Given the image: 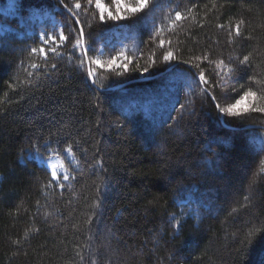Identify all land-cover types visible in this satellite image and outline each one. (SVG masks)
<instances>
[{
    "label": "trees",
    "instance_id": "1",
    "mask_svg": "<svg viewBox=\"0 0 264 264\" xmlns=\"http://www.w3.org/2000/svg\"><path fill=\"white\" fill-rule=\"evenodd\" d=\"M8 2L0 0V264H264V112L252 110L264 107V0H157L126 11L127 70L99 69L94 83L86 59L111 24L88 0H71L81 4L80 27L70 0H11L5 14ZM41 9L71 37L47 59L31 52L44 46L32 21ZM80 29L88 58L74 48ZM166 51L175 59L165 62ZM220 60L238 71L221 79ZM173 75L184 78L170 88ZM249 88V111L219 113L228 91L236 101ZM30 151L58 155L69 182L52 181Z\"/></svg>",
    "mask_w": 264,
    "mask_h": 264
},
{
    "label": "rangeland",
    "instance_id": "2",
    "mask_svg": "<svg viewBox=\"0 0 264 264\" xmlns=\"http://www.w3.org/2000/svg\"><path fill=\"white\" fill-rule=\"evenodd\" d=\"M70 2H71V0H70ZM99 2H100V4H102L104 6V13L103 14L105 16V20L103 22H105L107 24H111V25H109V28L107 30L104 29V31L97 36L96 41L98 42V44H97L96 48L91 49V50H93V56L91 59H99L100 61H102L106 64V62L108 60L112 59L113 57H117L116 63L113 65V67H119V65H125L124 63L127 60H129V58H130V57H128L129 56L128 53L134 49V47H133L134 46L133 45V36L130 32L127 31V29L125 27L122 26V21H121L122 19L113 20V19H109L108 17H109V13H111L112 16L119 15L121 17H124V15H123L124 12L129 11L128 6L135 7L137 0H111V2L109 0H99ZM76 3H72L73 6L71 9L73 12L75 11V13L78 15V12H80L81 7L79 9H76L74 7ZM93 5H94V7H91L88 4L89 9L92 10L94 8L100 14V9L96 7V0H93ZM158 6H159V3L157 2V0H149V8H156ZM164 7H166V5H164ZM6 9H7V7L3 11H5ZM11 11H12V9L9 10L7 13H9ZM169 14H170V11H168V15ZM32 21L41 27L42 31L39 34L40 37L44 33H48L49 35H55L57 37V42H59V32L62 30V24H61V20L58 17H56L52 12H50L49 10H43V9H41L40 11L36 10L35 13L33 14ZM161 24H162L161 22H155V23L153 22L152 23V25H157V27H156L157 29H161ZM75 45H74V48L77 50L78 55L82 54L83 51H88V49H90V45H84V46L79 47V48L76 47ZM49 46L55 47L56 52L60 53V48L62 47V45L57 47L56 44H50L47 47H49ZM118 54H122V55H118ZM87 60H88L87 61V64H88L87 69L88 70H90V68L95 69V73L99 69H103V70L109 69L107 67L101 68L95 64H90L89 58ZM180 78H184V77L183 76H174V75L171 76V78L169 79V82H174V83H173V85L170 86V88H173V86L178 81H180ZM225 90L227 91V88H225ZM227 93H230V92L228 91ZM227 93L225 96L226 102H229L228 104H234L236 101H234L233 98H229L230 95ZM249 98H250V102H249ZM251 99H252L251 97L245 98L241 102V104L238 106V108L243 109V108H246L247 106L249 108L251 105ZM151 127H153V126H151ZM173 132L177 136L181 135L179 133V130L176 128L173 129ZM261 141H262V139H259L258 144H260ZM65 154L67 156L68 161L74 167H77V162H76L74 156L72 155V153L69 151H65ZM27 157L34 159L38 164L44 165L49 170L50 173L52 171L53 166H56V170L58 172V178L56 181H61V182H65V183L69 182V179L71 177V173L66 169L61 158L58 155L52 153L49 156H43L38 151H30V152H28ZM179 161L181 162L182 159H179L178 162ZM195 165H199V163H197ZM64 175L68 176L67 180L63 179ZM222 191L226 192L225 188ZM181 202H183L184 205L187 206V211L189 213L194 212V210L192 211L193 208L191 207L190 204L187 203L186 200L183 199ZM193 214H191V215H193ZM188 215H190V214H188Z\"/></svg>",
    "mask_w": 264,
    "mask_h": 264
},
{
    "label": "snow or ice",
    "instance_id": "3",
    "mask_svg": "<svg viewBox=\"0 0 264 264\" xmlns=\"http://www.w3.org/2000/svg\"><path fill=\"white\" fill-rule=\"evenodd\" d=\"M59 2L63 3V0H59ZM88 3L91 4L92 0H88ZM148 6H149V0H137L135 7L128 6V10L130 11V13H137V12H140L143 9L147 8ZM14 7H16V5L11 3V0H10V2L8 3L7 9L5 10V14H7V12L9 10H11L12 8H14ZM65 7L67 8V5H65ZM74 7L76 9H79L81 7V4L79 2H77ZM96 7L100 9V17H99L100 20L104 21L105 20V16L103 14L104 13V6L102 4H100L99 0H96ZM68 11L71 12L72 9L68 8ZM108 18L116 20V19H122L124 17H121L119 15L112 16L111 13H109V17ZM181 18H182L181 14L179 12H177L176 13V20H180ZM76 23L78 24L79 20H76ZM240 23H243V21H241ZM235 31H236V35L240 34L239 24H237V26L235 28ZM70 38H71L70 35H65V33L63 31H60L59 32V42H57V37L55 35H49L48 33H44L43 35H41L40 40L43 42L44 46H48L50 44H56L57 47H59L64 42L68 41ZM84 44H85V41H84L83 29H80L79 37H78V39L76 41V45L75 46L79 48V47L84 46ZM164 45H165V41L161 40L160 44H159V47L163 48ZM44 46H41L39 48H32L31 52L33 54H39L42 57H44L45 59H47L48 53H56V48L55 47L49 46V47H47V51H46ZM83 55L87 58V52L86 51H83ZM118 55H122V54H118ZM116 59H117V57H113L112 59L108 60L106 62V64H105L104 62L100 61L99 59H90L89 58V63L90 64H95V65H97V66H99L101 68L107 67V68L111 69V68H113V65L116 63ZM174 59H175V56H174L172 51L164 52L163 60L165 62H170V61H172ZM197 59H201V58L198 57ZM203 59L207 60L208 57L204 56ZM248 61H249V57L245 56L238 63H239L240 66H246L248 64ZM83 63H84V61L82 60L81 64H83ZM184 63H188V62L185 61ZM32 67L35 68V67H38V65L33 64ZM53 67H55V65H53ZM119 67H124L125 70H127L126 65H119ZM218 67L220 69V72L222 73L221 79H224L226 77H232L238 71L237 67L230 66V64H225V62L223 60H220L218 62ZM144 70L147 71V69H144ZM94 73H95V69H91L90 68V70L88 71V76L89 77H94ZM29 75H31V73ZM199 79H200V82L202 84L206 85L208 83V80L206 79L205 73L203 71H201L199 73ZM93 82H95V81L93 80ZM203 91L206 92L207 90L203 89ZM256 95L257 94L254 91H252L251 88H249L247 91H245L243 93V96H241L240 99L236 100V102L234 104H227L224 107L220 106V104H217L216 107H217V109H218L220 114H223V115H226V116H229V117H240V116L243 115V113H246L247 111H249V108L246 107V108H243V109H239L238 106L241 104V102L245 98H247V97L256 98ZM213 99H215V97H213ZM260 99H264V96L260 97ZM183 107L184 106L182 105L181 108L183 109ZM252 110L259 111V112H264V107H259V108H255V109H252ZM173 119H175V118H173ZM67 151L71 152V146H69ZM260 174H264V161H261V164H260V167L258 169V172L256 173L257 176H259ZM51 176H52V181H56L57 180L58 172L56 170V166H53L52 171H51ZM63 179L67 180L68 176L64 175ZM254 182L255 181H253V183ZM50 183H51V181H50ZM62 186L63 185H61V187Z\"/></svg>",
    "mask_w": 264,
    "mask_h": 264
},
{
    "label": "water",
    "instance_id": "4",
    "mask_svg": "<svg viewBox=\"0 0 264 264\" xmlns=\"http://www.w3.org/2000/svg\"><path fill=\"white\" fill-rule=\"evenodd\" d=\"M69 14L74 18V20L76 21V18L73 16V14L72 13H70L69 12ZM151 77H143V78H140V79H138L137 81H140V80H148V79H150ZM91 80V82L93 83V79L91 78L90 79ZM122 85H119L118 87H121ZM250 127H256V126H250Z\"/></svg>",
    "mask_w": 264,
    "mask_h": 264
},
{
    "label": "bare ground",
    "instance_id": "5",
    "mask_svg": "<svg viewBox=\"0 0 264 264\" xmlns=\"http://www.w3.org/2000/svg\"><path fill=\"white\" fill-rule=\"evenodd\" d=\"M66 11H67V13L69 14V11H68V7L66 8ZM70 13H72L73 14V16L76 18V20H77V17H76V15L74 14V12L73 11H71ZM55 15V14H54ZM70 15V14H69ZM71 16V15H70ZM72 17V16H71ZM73 18V17H72ZM74 19V18H73ZM75 21V20H74ZM76 22V21H75ZM78 26L80 27V24L78 23ZM221 118H222V116H221ZM250 126H255V125H249V126H246V127H250ZM256 127H258V126H256ZM256 127H253V128H256ZM263 141V140H262ZM261 141V142H262ZM260 142V143H261Z\"/></svg>",
    "mask_w": 264,
    "mask_h": 264
}]
</instances>
